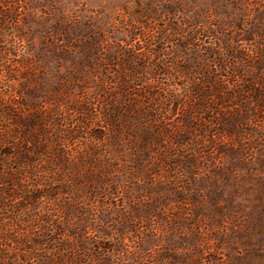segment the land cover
Wrapping results in <instances>:
<instances>
[{"label":"rangeland","instance_id":"374dc122","mask_svg":"<svg viewBox=\"0 0 264 264\" xmlns=\"http://www.w3.org/2000/svg\"><path fill=\"white\" fill-rule=\"evenodd\" d=\"M0 264H264V0H0Z\"/></svg>","mask_w":264,"mask_h":264}]
</instances>
